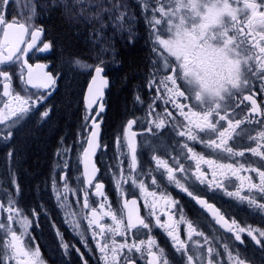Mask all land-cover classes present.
Listing matches in <instances>:
<instances>
[{
  "label": "snow or ice",
  "instance_id": "1",
  "mask_svg": "<svg viewBox=\"0 0 264 264\" xmlns=\"http://www.w3.org/2000/svg\"><path fill=\"white\" fill-rule=\"evenodd\" d=\"M10 2L17 4L21 0H0V33H2L0 37V83L3 84V97L8 98L6 102H3V108L0 109V125L5 126L0 130V140L5 143L12 139L11 129L52 95L58 79L52 73L44 71L45 64L38 63L33 66L28 63L27 59H24L28 52L36 47L44 31L43 28L34 26L32 23L35 6H30V14L22 22L15 18L9 22L5 12ZM25 2L30 4V0H25ZM80 2L82 0H77V3ZM91 2L92 0H89V3ZM139 2L143 6L142 14L149 26V37L153 42L152 51L157 53L156 72L149 78L147 85L150 90L155 89V92L151 94L144 116L129 119L123 130L122 138L126 141L129 163L127 174L121 167L122 161L117 165L120 171L115 174L116 189L121 197L125 194L124 184L130 183L133 188L139 190L141 197L144 198L145 207L150 210L149 215L155 219V226L163 229L170 238L175 251L186 257L185 264H194V259L198 260L199 264H248L239 245H246L250 240L261 251H264V228L247 223L241 225L237 220L226 217L212 203L190 190L188 185L196 182L201 185L206 184L209 190H220L224 195L240 202L246 201L253 210L258 209L264 213V202H258L257 197L253 195V193H259L264 197V105L257 103L255 93L252 92L253 78L261 81L260 90L264 92V0H228L225 8L226 18L221 30L212 26L211 21L214 17H205L204 19L209 21L205 23L201 18L203 9L195 11V6L191 5L188 0H139ZM120 7L118 4H112L111 8H105L100 4L95 14L96 18L100 19L103 12L117 10L119 15L114 18V23L119 30H123L127 22L126 12L119 11ZM123 7L126 9L127 5ZM84 11L81 9V14ZM131 18L127 17V19ZM86 19L91 23L90 18L86 17ZM101 25L103 26V21ZM128 31L131 32V29L129 28ZM97 32L99 34V30ZM29 34L30 42H27V46L21 49V45L25 44V37ZM51 47L50 43L45 42L37 50L48 52ZM224 60H227L229 65L235 64L234 69H229L227 77L221 72ZM77 63L82 68L92 67V65L82 64L79 61ZM12 64L19 65L22 83L37 90L36 92L23 96L14 93L12 75L7 67ZM102 64L101 60L100 64L94 67L95 74L87 89L88 95L85 98L87 111L83 125L88 130L87 147L83 149L84 183L88 187H94L93 195L99 197L101 202L99 210L93 208L89 201L88 191L82 189L84 192L83 209L89 210L84 219L87 220L88 229L91 230L95 249L100 253L101 264H137V259L144 261V264H170V261L165 258L164 249L158 245L157 239L151 234V223L142 218L137 200L124 199L123 210H126L127 214L125 224L121 216H118L117 212L106 204L108 198L104 191V183L99 181L93 183L99 171L93 157L101 148V122H97L95 117L104 111L103 89L108 85V80L101 75L104 72ZM178 81H183V85ZM182 87L191 93V98L197 102L198 110H193L182 102L180 98L184 100L190 98ZM24 90L27 91V87ZM246 92L248 94H245ZM135 99L141 105L145 104L139 95ZM244 101L248 104L241 107ZM169 104L179 114L178 117L167 109L166 106ZM94 105L97 106L98 111L95 116H92L89 129L87 121ZM245 112L248 114L244 115ZM49 114L50 109H46L40 115L44 119L48 118ZM256 116L262 119L256 120ZM138 119L142 126L148 125V132L169 127L178 137L184 138L179 148V155L172 158L173 165L165 159L152 156L155 169L144 173L139 171L136 141L138 133L133 131ZM253 125L261 126V130L255 135H252L254 128L249 130ZM197 143L216 153L218 158H206L204 154L197 152L192 146ZM68 151H70L69 148L62 147L58 149L57 155L63 158ZM246 153L258 159L241 162L238 158H244ZM12 155V150H9L8 157L11 158ZM225 157L228 162H221ZM180 158L194 162L195 168L190 175L188 174L189 169L180 162ZM67 166L65 160L63 167ZM202 166H207L211 179ZM156 172H160V175L166 178L167 184L185 193L197 205L211 213L215 223L231 234L229 243L218 246V238L209 239L202 231H198L191 221L186 220L182 209L178 210L179 220H175L173 209H176L179 201L174 199L159 183L155 177ZM241 173H249V175H241ZM251 173L255 174L258 182ZM141 177L150 178L151 185L160 191L150 190ZM232 178L239 183L235 191H228L225 181H230ZM12 183H16L14 175ZM52 187L57 200L60 201L55 177L52 180ZM69 191L72 189L65 180L64 200H67ZM18 193L19 187L17 186ZM14 204L12 197L8 199L7 208L0 204V210L9 213L7 217L9 226L5 228V224L0 223V229H4L10 237L0 259L5 262L14 261L15 264H45L40 248H30L25 241V237L31 235L28 230L32 227L33 221L27 216L18 220L17 222L21 225L19 234L10 226L16 217L22 215ZM60 206L63 207V204L61 203ZM161 216L167 219L162 222ZM105 217L111 220V224L102 223ZM180 224L187 225L189 240L194 235L203 237L204 243L200 247L207 245L206 254L193 255L188 245L181 239ZM36 226L40 225L37 223ZM71 226L74 231L81 227L75 222ZM139 229L148 230L147 238L129 240V232ZM56 234L60 238L61 247L65 249L64 255H70L69 244L65 243L63 233L57 231ZM76 235L81 237V243L88 253H92L93 248L85 238L84 232L76 231ZM117 237H122V239L117 240ZM214 239L217 240L215 244ZM76 251L80 254L82 264H89L85 254L78 248Z\"/></svg>",
  "mask_w": 264,
  "mask_h": 264
},
{
  "label": "flooded vegetation",
  "instance_id": "2",
  "mask_svg": "<svg viewBox=\"0 0 264 264\" xmlns=\"http://www.w3.org/2000/svg\"><path fill=\"white\" fill-rule=\"evenodd\" d=\"M9 22L13 19L6 15ZM104 24V23H103ZM105 25V24H104ZM43 34L38 40L35 48L30 50L24 59L28 63L35 66L38 63L45 64L47 71L57 76V85L52 95L34 108L30 113L21 120L15 127L11 129L13 136L7 143L0 140V204L5 208L8 206V199L12 197L15 201L14 207L21 211V216L16 217L11 223L13 230L19 234L21 225L17 222L23 216H27L29 220L33 221L32 227L28 230L31 235L25 237V241L30 248L39 247L41 257L45 264H82L80 254L76 249L85 254L89 264H101L99 261L100 253L95 249V242L91 237V230L88 229V222L84 216L88 214V209H83L84 192L86 189L89 194V201L93 208L99 210L100 198L93 195L94 187H88L84 183V168H83V149L86 148V137L88 130L83 125L85 124V113L87 108L81 103L77 97L75 100H70L65 103V98L62 99L59 95L61 83L65 81L66 76V60L58 61L57 58L51 57L53 47L48 52H39L37 49L42 47L46 41V30L43 26ZM99 30V34L97 32ZM92 35L93 40L97 45H111L114 50L108 56L106 64L102 65L106 70V75L110 80V89L107 93V98L104 102V111L100 114L98 119L101 122L102 138L101 148L96 157V165L99 169L94 184L99 181L104 183L105 194L107 196L106 204L111 209L117 212L118 216L127 222L126 210H123L124 199H136L140 214L146 222L152 225L151 234L157 239V243L165 251V258L170 261V264H185L186 257L181 253L176 252L172 247L170 238L167 237L163 229L155 226V219L149 215V209L145 207L144 198L141 197L138 189L133 188L130 183L124 184V196L121 197L116 189L115 174H118L120 169L117 165L121 163L125 174H127V166L129 163L128 149L126 141L123 140V130L126 128V123L133 117H142L145 114L147 103L151 99V94L155 89H149L148 81L153 76L156 69V61L154 57L143 56L147 62L138 73L127 74L126 63L123 55H121V47L125 45H140L144 48L149 47V41L146 39H137L130 41L125 38L124 33L105 32L102 27H98ZM2 37V33H0ZM30 34L25 37V44L21 49L27 46L30 42ZM49 43V42H48ZM12 75V89L14 93L29 95L37 90L31 89L22 83L19 74V65L12 64L7 66ZM25 69V80H26ZM183 85V81H178ZM261 81L255 78L252 79V92L255 93V98L258 104L264 105V92L260 90ZM27 87V91H25ZM186 94L190 97L187 100L180 98L184 104L193 110L196 108L197 102L191 98V93L187 92L186 88L182 87ZM3 84L0 83V109L3 108V102L7 101V97H3ZM245 94H248L247 92ZM139 95L145 104L141 105L135 99ZM84 99V97H83ZM244 101L241 107L247 105ZM171 110L175 116L178 113L172 105L166 106ZM250 107V106H249ZM50 109L48 118H41V113ZM98 108L91 110V115L87 121L90 129L92 116ZM239 111V109H237ZM248 113L245 112L244 115ZM16 119V118H13ZM256 120H261L262 117L256 116ZM243 127V126H242ZM4 125H0V130L4 129ZM148 125H141L139 119L134 125L133 131H136L137 137V155L138 167L141 173L147 172L150 169H155V161L152 156L160 159H165L170 165H173V157L179 155L180 145L183 144L184 138L178 137L169 127L162 130L153 129L148 132ZM252 135L261 130L260 125H253ZM202 136L205 134H201ZM63 141V143H61ZM191 144V142H189ZM232 143V142H230ZM197 152L206 156V158H218L216 153L206 149L202 144L197 143L192 145ZM254 146V144H253ZM69 148L63 158L57 155L60 148ZM9 150H12V157H8ZM241 162L251 161L253 158L250 153H246L244 158H238ZM67 161L68 166L65 168L63 164ZM180 162L189 169V175L194 170L195 164L191 160L180 158ZM221 162H228L225 157ZM234 163V161H232ZM203 170L208 173L211 179V173L207 166H202ZM11 170V171H10ZM162 171V170H160ZM13 175L16 183H12ZM241 175H249V173H241ZM255 178V174L251 173ZM55 177L57 189L60 193V201L56 198V193L53 191L52 180ZM64 179H61V178ZM155 177L159 183L167 189V191L179 201L176 209H173L174 219L179 220V211L183 210L186 220L191 221L198 231H202L209 239L213 237L218 238V246L223 243H229L231 234L227 233L219 225H217L211 215L206 209L201 208L196 204L191 197L185 193L180 192L174 186L167 184L166 178L160 175V172L155 173ZM144 179L146 186L152 191L159 192L160 189L151 185L150 178L141 177ZM65 180L72 191L67 194V200H64V183ZM258 182V179H256ZM238 181L232 178L230 181H225L228 191H235ZM17 186L19 193L17 194ZM190 190H193L201 198L208 200L226 217L237 220L241 225L247 223L255 227L264 228V213L260 210H253L247 202H240L234 198H230L223 194L220 190L211 191L207 185H201L196 182L193 185H188ZM247 195V193H244ZM257 197L258 202H264V197L259 193H253ZM61 203L63 207H61ZM123 210V211H122ZM45 213H47L45 215ZM9 213L5 210H0V223L5 224V228L9 226L7 217ZM167 219L161 216V221ZM79 223L80 229L75 230L71 226L73 223ZM40 226L37 227L36 224ZM102 223L111 224V220L104 218ZM57 231L63 233L65 243L69 244L70 255H64L65 249L61 247L60 238L57 236ZM76 231H83L85 238L89 245L93 248L92 253H88L87 249L81 243V237L76 235ZM98 231V230H97ZM179 231L181 239L188 245L189 250L195 256L197 253H205L206 247L203 248V237L193 236L190 240L187 235V225L180 224ZM139 235H135V233ZM149 234L148 230L139 229L129 232V240L146 239ZM10 237L6 234L4 229H0V256L5 251V244ZM122 237H117L121 240ZM247 239V237H245ZM217 243V240H213ZM243 250V256L248 261V264H264V251L252 243L250 240L246 245H239ZM222 251V247L220 248ZM15 264L14 261H3L0 259V264ZM137 264H144V261L137 259ZM194 264H199V261L194 259Z\"/></svg>",
  "mask_w": 264,
  "mask_h": 264
},
{
  "label": "rangeland",
  "instance_id": "3",
  "mask_svg": "<svg viewBox=\"0 0 264 264\" xmlns=\"http://www.w3.org/2000/svg\"><path fill=\"white\" fill-rule=\"evenodd\" d=\"M100 4L105 8H111L112 4H118L121 6L119 11L126 12L125 19L127 21L123 30H119L114 23V18L119 15L117 10L103 12L100 19L96 18L95 14ZM125 4L127 5L126 9L123 7ZM31 5L35 6V15L32 17V23L34 26L39 24L40 15L42 13L58 9L68 23L77 28L80 33L86 35L90 46L87 56L84 58H72L66 60L67 73H71L79 79L75 96L81 103L84 102L83 97L85 89L94 67L99 65L101 60L103 61L102 65L106 64L108 56H110L111 52L114 50L111 45H97L93 40L92 35L98 27H102L107 33H124L125 38L130 41L146 39L149 41L148 46L150 49V55L151 57H154L153 59L156 61L157 53L152 51L153 42L149 37V26L144 18V14H142L143 6L140 4L139 0H92L91 3H89V0H82L80 3H77V0H30V4L26 3L25 0H21V2L17 4L10 2L5 15L22 22L24 18L30 14L29 8ZM81 9L85 10L83 14H81ZM128 16L132 18L127 19ZM86 17L91 19V23L88 22ZM101 21H103L105 25L103 24L102 26ZM129 28L131 29V32L128 31ZM77 61L82 64L92 65V67L82 68Z\"/></svg>",
  "mask_w": 264,
  "mask_h": 264
},
{
  "label": "trees",
  "instance_id": "4",
  "mask_svg": "<svg viewBox=\"0 0 264 264\" xmlns=\"http://www.w3.org/2000/svg\"><path fill=\"white\" fill-rule=\"evenodd\" d=\"M39 25L45 28L46 41L53 47L51 57L57 58L58 61L84 58L89 53L90 46L86 35L80 33L77 28L68 23L60 10L56 9L42 13ZM143 49L140 45H125L121 47V55L125 59L127 74L138 73L147 63L143 56H149L150 49L146 47L145 52ZM78 80V77L73 74L66 73L65 81L61 83L59 89V95L62 99L65 98V103L75 100Z\"/></svg>",
  "mask_w": 264,
  "mask_h": 264
},
{
  "label": "clouds",
  "instance_id": "5",
  "mask_svg": "<svg viewBox=\"0 0 264 264\" xmlns=\"http://www.w3.org/2000/svg\"><path fill=\"white\" fill-rule=\"evenodd\" d=\"M188 2L195 6V11L203 9L201 12L202 19L205 17H214V20L211 21L212 26L217 30L222 29L226 18L225 8L228 4V0H188ZM189 10L191 11L193 9ZM204 22L208 23L209 21L204 19ZM230 68L234 69L235 64L229 65L227 60H224L221 65V72L225 77L229 75Z\"/></svg>",
  "mask_w": 264,
  "mask_h": 264
},
{
  "label": "water",
  "instance_id": "6",
  "mask_svg": "<svg viewBox=\"0 0 264 264\" xmlns=\"http://www.w3.org/2000/svg\"><path fill=\"white\" fill-rule=\"evenodd\" d=\"M37 44H38V42H37ZM23 45H24V44L21 45V48H22ZM36 46H37V45H36ZM44 71L48 72L46 67H45ZM94 74H95V73L93 72L92 76H93ZM101 75H102L105 79L108 80V85H107V87L103 89V91H104V96H103L102 103L104 104V102H105V100H106V98H107V91H108V89H109V87H110V80H109V78L106 76V70H105V68H104V72H103ZM91 78H92V77H91ZM90 83H91V79H90L89 84H90ZM89 84H88V86H89ZM88 86H87V89H88ZM87 89H86V92H85V95H84V104H85V106H86L85 98H86L87 95H88ZM96 108H97V106L94 105L93 108H92V110H94V109H96ZM100 114H101V113H100ZM99 117H100V115L95 117V119L97 120V122H99V121H98ZM101 138H102V127L100 128V143H101ZM86 147H87V146H86ZM99 150H100V149L97 150V154H96V156L93 157V161H94V163H96L95 160H96V157L98 156ZM97 168H98V167H97Z\"/></svg>",
  "mask_w": 264,
  "mask_h": 264
}]
</instances>
